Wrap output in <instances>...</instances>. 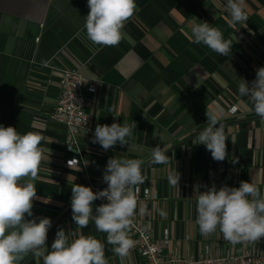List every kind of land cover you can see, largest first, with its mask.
I'll use <instances>...</instances> for the list:
<instances>
[{
	"label": "crops",
	"instance_id": "1",
	"mask_svg": "<svg viewBox=\"0 0 264 264\" xmlns=\"http://www.w3.org/2000/svg\"><path fill=\"white\" fill-rule=\"evenodd\" d=\"M136 5L121 29L120 43L102 47L86 37L87 0H0V125L43 137L33 183L37 195L49 202L33 201V216L25 218L51 219L49 250L63 228L100 240L108 264H142L129 229L134 246L121 259L93 220L81 230L71 215L74 184H102L109 158L139 159L144 161L145 178L139 187L158 199L137 203L135 212L158 243L169 232L166 253L194 259L207 248L213 256L264 254V237L233 245L219 230L201 235L194 196L196 185L203 192L213 183L219 189L239 187L241 181L254 182L263 193L264 120L237 89L240 79L251 82L256 69L264 67V0H244L248 19L235 27L227 23L226 0H136ZM200 22L219 28L232 42L229 56L191 42V28ZM66 68H77L99 84L97 94L89 96L91 124L80 135L86 168L66 165V128L51 119L59 96V70ZM207 111L221 113L227 137L224 161L213 160L204 145L194 143L206 127ZM114 122L136 123L128 145L117 143L105 151L92 143L97 124ZM157 146L169 157L167 165L151 162V150ZM175 171L180 175L178 188L167 179ZM97 206L94 201L93 214ZM18 264H43V258L29 253Z\"/></svg>",
	"mask_w": 264,
	"mask_h": 264
},
{
	"label": "clouds",
	"instance_id": "2",
	"mask_svg": "<svg viewBox=\"0 0 264 264\" xmlns=\"http://www.w3.org/2000/svg\"><path fill=\"white\" fill-rule=\"evenodd\" d=\"M87 4L90 9L84 23L87 39L102 47L117 46L122 39L121 29L137 9L136 0H87ZM225 6L229 26L247 21L244 0H226ZM191 42L203 44L219 55L231 54L232 42L207 22L192 26ZM237 91L240 97H247L256 116L264 120V67L256 69L253 81L240 79ZM206 116V127L194 143L204 145L213 160L224 161L228 153L224 125L219 122L221 113L207 111ZM135 129V122L97 124L92 143H98L105 151L117 143L128 145ZM42 139L38 133L20 134L12 126L0 125V264H18L29 253L42 257L43 264H108L104 244L92 235L60 228L49 250L46 241L51 219L25 218L33 216V201L49 202L37 195L33 183L42 160ZM75 162L69 160V167ZM151 162L167 165L169 157L157 146L151 150ZM143 163L139 159L109 158L102 177L107 184L105 189L94 192L91 187L78 184L71 187V215L77 228L82 230L93 220L98 232L107 233V243L121 259L134 246L128 229L137 208L138 186L145 182ZM167 179L170 186L178 188V172L169 173ZM204 187L203 192L201 185L194 187L196 224L201 235L209 236L219 230L223 239L233 245L256 243L264 237V194L254 182L241 181L239 187L224 185L217 189L214 183ZM96 200L107 203L97 206L93 214ZM140 211L143 213L145 209ZM160 215L166 213L161 210Z\"/></svg>",
	"mask_w": 264,
	"mask_h": 264
},
{
	"label": "built area",
	"instance_id": "3",
	"mask_svg": "<svg viewBox=\"0 0 264 264\" xmlns=\"http://www.w3.org/2000/svg\"><path fill=\"white\" fill-rule=\"evenodd\" d=\"M59 71L60 81L57 83L59 96L51 119L66 128L65 152L69 156L66 165L69 166L68 161L75 159L76 162L71 167L86 168V161L81 157L80 135L91 124L89 96L97 94L99 84L97 80L86 76L77 68L60 69ZM236 112V108L230 110L231 114ZM106 187L107 184L104 182L91 186L94 192L101 191ZM262 194H264V190ZM136 199L137 203L154 201L158 199V195L151 190H142L139 187ZM96 201L99 205L107 203L106 200ZM131 221L129 231L137 244L142 264H264V254L236 255L227 253L213 256L208 248L205 254L198 259L181 258L164 251V248L170 244L171 238L168 231H165L162 244H160L154 239L151 231L142 224L136 212Z\"/></svg>",
	"mask_w": 264,
	"mask_h": 264
}]
</instances>
